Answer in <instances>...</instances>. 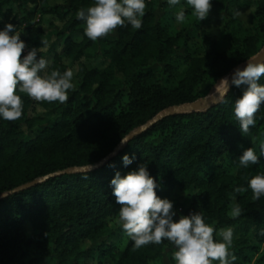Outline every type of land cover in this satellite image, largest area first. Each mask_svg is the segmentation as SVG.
<instances>
[{"label": "trees", "instance_id": "obj_1", "mask_svg": "<svg viewBox=\"0 0 264 264\" xmlns=\"http://www.w3.org/2000/svg\"><path fill=\"white\" fill-rule=\"evenodd\" d=\"M92 4L0 0V30L8 23L17 27L26 44L21 58L45 40L40 55L51 61L48 70L74 69L63 104L18 92L22 116L0 119V264H167L166 254L173 261L168 241L134 248L118 219L121 206L110 182L141 164L156 179L157 195L174 208V191L186 193L183 215L202 210L216 231L233 229V264H264V196L253 199L247 189L264 172V158L236 166L244 150L258 154L264 143V104L249 132L239 130L233 108L245 86L233 85L215 107L161 120L115 154L122 138L168 109L205 99L261 52L264 0H212L203 21L185 0L175 7L146 0L140 29L118 26L96 41L84 36L76 16ZM181 7L193 21L173 35ZM244 7L253 14L249 26L236 15ZM211 15L223 20L218 39L211 35ZM195 39L201 54L189 45ZM125 155L134 157L132 164L124 165ZM239 186L247 190L235 193ZM234 202L242 209L235 218L229 215Z\"/></svg>", "mask_w": 264, "mask_h": 264}, {"label": "clouds", "instance_id": "obj_2", "mask_svg": "<svg viewBox=\"0 0 264 264\" xmlns=\"http://www.w3.org/2000/svg\"><path fill=\"white\" fill-rule=\"evenodd\" d=\"M167 4L175 7L180 0H167ZM191 8L192 15L205 20L212 8V0H185ZM146 0H94V4L77 11L78 20L84 22V36L92 41L113 32L118 26L130 25L134 29L142 27L145 15ZM177 24H183L186 13L183 7L175 12ZM236 15H240L237 11ZM42 47H32L21 58L26 49L21 39L20 31L11 23L0 30V119L17 120L23 114V101L19 93H26L35 101L59 102L63 104L68 99L69 90L73 89L74 69L65 71H49L51 61L40 55L47 41L41 40ZM39 57V58H38ZM264 76V59L257 56L247 62L241 70L237 68L231 84L237 87L245 86L243 94L234 102V115L239 122V130L243 135L255 125V114L264 104V84L260 83ZM229 79L222 78L215 87L217 101L223 102L229 91ZM130 137L122 138L127 143ZM264 158V143L260 145L259 153L251 147L243 151L236 164L239 168L256 165ZM128 155L123 157V163L128 166L133 163ZM92 165L89 167L91 169ZM112 194L121 207L118 219L125 234L133 242L134 248L162 241H168L174 246L172 258L175 264H233L236 257L229 249L232 247L234 231L231 227L216 231L208 223L204 212L180 215L174 210L173 202L157 195L159 187L156 179L150 175L147 164H141L136 170L122 176L117 172L110 182ZM253 194V199L264 196V172L256 174L247 184ZM243 186L235 187V193H244ZM242 209L238 203L230 205L229 215L233 218L241 215ZM214 232L216 237L214 238Z\"/></svg>", "mask_w": 264, "mask_h": 264}, {"label": "water", "instance_id": "obj_3", "mask_svg": "<svg viewBox=\"0 0 264 264\" xmlns=\"http://www.w3.org/2000/svg\"><path fill=\"white\" fill-rule=\"evenodd\" d=\"M257 56H259L261 59H264V48L263 50H261V52L259 54H257L256 56H254L251 59L256 58ZM248 62V61H247ZM247 62L239 65L238 67H236L233 71H231V73L226 76L229 79V92L231 91L233 85L231 84V77L234 73V71L237 68H240L241 70H243L244 67H246ZM217 87V86H216ZM215 92V87L214 89L211 91L210 95L208 97H206L205 99L199 100L195 103H191V104H185V105H181V106H177V107H173L171 109L166 110L165 112H163L162 114H160L159 116H157L155 119H153L151 122H149L147 125L139 128L138 130H136L135 132L131 133L128 137H130L129 141H131L135 136L142 134L143 132H145L146 130H148L150 127H152L153 125H155L156 123L160 122L161 120L170 117V116H174V115H178V114H185V113H192V112H200V111H205L211 107H215L216 105H218L220 102L217 101L216 96L214 94ZM227 94V95H228ZM225 99V98H224ZM128 141V142H129ZM127 142V143H128ZM126 143H122L119 148L115 151V154L119 152V150H121L124 145ZM86 171L89 170V168H84V169H77V172L80 171ZM31 186V185H30ZM18 191H15L14 193H16Z\"/></svg>", "mask_w": 264, "mask_h": 264}, {"label": "rangeland", "instance_id": "obj_4", "mask_svg": "<svg viewBox=\"0 0 264 264\" xmlns=\"http://www.w3.org/2000/svg\"><path fill=\"white\" fill-rule=\"evenodd\" d=\"M64 0H50V4L51 5H54L56 3H63ZM240 15H237L239 21L243 22L245 25L249 26L252 22H253V14L251 12L250 9H248L247 7H244L242 8L240 11H239ZM211 14V13H210ZM211 18H212V26L210 28V31H211V35L214 39H218L219 36H220V30L222 28V25H223V20L220 19V18H214L212 17L211 15ZM193 21V18H187L185 20V22L183 24H177L176 27H174L172 30H171V33L173 35H175L177 33V31L181 30L182 28H184L183 26L184 25H189L191 22ZM191 49H193L195 51V53L197 54H201L202 52L200 51V43L198 40H191L190 43H189ZM263 50V49H262ZM180 68V72H182L184 69H185V66H179ZM172 196L177 199V202L179 203V206L175 207L174 210L176 211L177 215L180 217V215H183V211H182V208L180 207L181 204L183 203H186L187 201V196H186V193L179 190V189H176L174 191V193L172 194ZM171 258H169L167 256V254L165 255V262L167 264H175V261L172 259L170 260Z\"/></svg>", "mask_w": 264, "mask_h": 264}]
</instances>
